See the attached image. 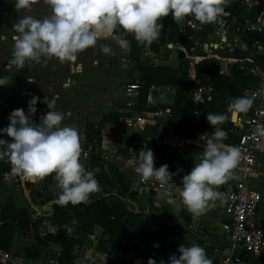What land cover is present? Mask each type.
Masks as SVG:
<instances>
[{
    "label": "trees",
    "instance_id": "16d2710c",
    "mask_svg": "<svg viewBox=\"0 0 264 264\" xmlns=\"http://www.w3.org/2000/svg\"><path fill=\"white\" fill-rule=\"evenodd\" d=\"M99 1L105 3L107 8L117 10L118 16L115 19L113 36L129 43L130 72L133 79H140L143 82V89L135 110L152 113L170 110L162 136L167 137L173 126L172 136L185 141L183 147L160 142L156 136L159 127H156L154 132L156 135L152 137L146 133L129 137L124 148L118 150V156L130 160L133 157V149L145 147L142 155L145 164L153 162L156 156L160 167L174 182L178 183L182 191L197 192L198 188L193 185V168L196 164L193 150L200 146L197 142L198 138L204 130H209L211 144L214 145L221 141L235 146L239 141L237 137L239 126L233 122V111H237L243 118L253 115L254 110L246 93L258 89L262 83L261 78L252 74L253 68L248 69L240 62H233L229 71L222 75L218 68L221 63V59L217 58L218 51L214 53V56L219 60L207 57L196 65V81L189 76L185 58L194 47L190 36L195 31L190 27L184 31L181 30L182 14L185 13L187 19L196 14V17L202 20L212 11L215 0H196L195 4L192 3L193 0H145L142 4V14L151 20H158L166 5L174 4L176 9L171 25L158 27L154 40H146V28L131 22L130 12L125 13L124 8L119 5L120 2L127 4L132 0ZM181 2L184 3L181 4ZM214 13L216 17L228 20L236 18L244 21L250 18L239 0H225L221 10ZM83 29L85 31L83 45L89 46L95 40L93 27L87 23ZM77 30L72 19L64 18L47 27V30L38 32L36 41L30 45V48L39 51L40 48L49 45H56L59 48L66 47L76 40ZM212 32V27L207 23L203 31L198 33L201 45L206 43ZM257 42H264V37L259 34L252 35L249 45ZM178 44L187 46L186 54L180 55L179 70L154 68L156 63L142 62V54L145 50L148 49L158 55L162 47ZM199 84L212 87L213 96L211 100L195 108L190 101V92ZM153 87L175 88L174 103L148 107ZM13 113L14 105L10 99L9 103L0 109V117L2 123L18 136V140L13 148L0 146V184H3L7 178L18 181L30 205L34 207H44L52 202L53 212L49 220L58 229L57 234H40L39 227L45 220V217H40L34 223V228L38 229L34 234L35 244L30 248H25L21 258L41 260L45 251L51 247H58L62 250L59 257L60 264H77L75 251L85 245L87 237L93 234L96 226L103 229V236L99 240L97 251L108 254L116 248L114 264H134L126 259L129 253L136 259L145 260L146 264H180L183 260L191 258L190 251L183 241L168 242L169 238L177 234V228L165 217L155 213L146 216L142 212H133L129 209V201L137 198L138 193L131 189L128 177L117 167L116 163L110 162L109 157L102 153L104 130L107 125H118L121 120L132 118L130 113L114 111L105 115L99 123H87L86 143L88 147L93 148L91 162L86 168L81 184L87 197L80 200L74 187L75 182L67 178L64 180L63 194L55 199L50 197L40 204L37 203L34 194L35 184L26 176L27 166H34V175H39L42 183L51 185L55 178L63 173L62 161L60 155L51 153V145L47 138L40 141L39 137L27 127L12 119ZM219 132H226L221 140L217 136ZM64 140L63 123L57 132L56 143ZM134 145L136 146L133 147ZM72 149L71 145L65 143L62 145L61 152L63 155L70 154ZM107 187H113L118 192L120 203L112 200L111 196L92 198V194L96 195ZM88 199L91 202H88ZM19 211L12 199L8 200L0 210V251L6 254L14 250L18 234L14 217Z\"/></svg>",
    "mask_w": 264,
    "mask_h": 264
},
{
    "label": "crops",
    "instance_id": "0c3cea01",
    "mask_svg": "<svg viewBox=\"0 0 264 264\" xmlns=\"http://www.w3.org/2000/svg\"><path fill=\"white\" fill-rule=\"evenodd\" d=\"M53 1V0H50ZM85 1L86 3L92 2L98 9L94 14L96 16L100 15L103 17V20H95V22H88L86 18L81 16L76 19L75 25H82L84 27L85 24L90 23L93 27L95 33V40L93 44L89 46H84V34L80 35V38L76 36V40L74 42L69 43L66 47L59 48L56 45H49L43 48H40L39 51L44 50L43 52H47V68L51 69L52 75L47 80L51 83L50 86L52 88H56V91H59V95H55L56 98L60 99L61 96L67 97L69 101H66L65 106H76L78 107L77 113H71L67 111L66 119L63 120H56L54 124H50L47 121V124H44L42 128L47 127L48 129L53 131V136L51 138H55L57 132L61 129L62 124L64 123L65 127V140L63 142H59V144H67L72 146V154L76 153V147L72 144L73 140H77L85 142V129L88 122L99 123L102 121L105 115H108L112 112H122V113H131L136 112L141 116L143 119V129L135 127L134 133L131 136H138L144 133L148 134L149 136L156 135L155 129L159 127V131L157 133V138L160 142H164L167 144L177 145V146H184L185 141L181 139L174 138L172 136L173 126L170 128L169 134L167 137L163 138V127L166 121L169 118L170 110L162 111L159 113H152V112H145V111H136L132 109L138 105V99L134 98V105H130V97L126 96L122 92V87L129 82L131 79L130 75L131 72V65L128 61V55L130 52V45L128 42L121 41L113 36L115 30V19L118 16V12L115 9L107 8L106 4L99 1V0H80ZM139 0H132L130 3H122L120 2V7L124 8V12L127 13L129 11L134 12L138 11L142 17H145L147 20V30H146V40H154L157 35L158 27H162L164 25H171L174 19V14L176 9L174 8V4L166 5L163 8V13L158 20H151L145 15H143V8L142 4H138ZM196 1V0H193ZM184 2H181L183 4ZM225 0H215L213 5L214 10L220 11L221 8L224 6ZM182 14V21H181V30L184 31L187 28L186 22L190 19L184 18ZM124 17V16H122ZM247 19V18H246ZM246 19L244 21H246ZM203 20V19H202ZM228 20V19H225ZM230 19L229 21H231ZM240 22H244L238 20ZM87 22V23H86ZM83 29V28H82ZM78 35V33H77ZM236 33L227 30L223 33H219V35H213L212 33L209 35V38L212 42H220L223 41V48L218 53L220 55L222 70L223 72H228L229 67L233 64V62H240L238 60H245V56L241 55L240 52H234V46H236L239 42ZM251 37V36H250ZM199 40V39H198ZM258 43V42H257ZM87 47L90 50H95L98 53V56L93 57V65L100 66L104 64V73H100L97 75L96 78H83V75L86 72V62L76 61L71 59L73 56V50L75 47L78 46ZM195 46V45H194ZM203 51L206 50L208 52V43H204L203 45H199ZM255 46V45H254ZM112 47V48H111ZM174 49L179 50V58L181 54H186V45L178 44L174 46ZM116 48L123 49V61L127 63V68H119L112 67L113 61L112 58L108 55L111 51ZM205 48V49H204ZM249 48V43L243 42V50H247ZM110 49V52H109ZM100 50V51H99ZM196 50L195 47L191 49L190 52H194ZM11 51H15L14 48H11ZM105 51V52H104ZM42 52V51H41ZM42 52V53H43ZM173 53V49L170 48V45L164 46L161 48L160 53L154 54L150 50H145L142 54V62L145 64L148 63H158L160 61H164L169 59L171 54ZM69 54V56H68ZM210 54V53H208ZM236 54H239L236 57ZM155 56L156 61H150L151 57ZM210 56V55H209ZM193 58V56H188L185 59ZM256 63H263L261 59H252ZM5 63V62H4ZM243 65L246 64L245 61L241 62ZM256 63L253 67L257 70ZM66 66V68H65ZM3 67H6L8 70L12 69V66H6L3 64V61L0 60V89L3 86V72L7 70ZM9 73V72H7ZM121 75V79L116 81V78H119ZM224 74V73H223ZM261 74V73H260ZM113 79V80H112ZM64 81L63 85L60 81ZM111 80L112 85H116V87H111L110 82ZM116 81V82H115ZM113 88V89H112ZM156 88L155 91L150 93L149 96V106L148 107H156L158 105H172L175 100L176 90L172 87H154ZM73 90V92H72ZM1 91V90H0ZM93 91V92H92ZM58 93V92H56ZM91 93H94L92 96ZM10 97H13L12 92L9 94ZM14 99V97H13ZM124 100V101H123ZM127 100V101H125ZM127 102L128 105H126ZM133 102V101H132ZM264 103V102H263ZM126 107H125V106ZM118 106H124L123 109L118 108ZM1 109V108H0ZM12 115V119L27 127H28V120L24 117H17L15 113ZM64 110V109H63ZM235 112V111H234ZM165 116L166 119H157L159 116ZM140 117V116H139ZM1 118V117H0ZM241 116L239 115V119ZM77 119L78 122L75 121ZM133 122L134 118L130 119H123L120 124L124 125L125 122ZM76 122V125H75ZM79 122L81 123L80 126ZM78 123V125H77ZM239 125V123H237ZM117 126H120L119 124ZM7 127V126H6ZM111 127H116L114 124L107 125V129ZM128 127V126H127ZM157 127V128H156ZM9 128V127H7ZM10 129V128H9ZM81 129L79 134H76V130ZM31 131V130H30ZM106 129L104 130L105 133ZM13 133V132H12ZM37 135L36 133H34ZM15 143L18 139V136L14 133ZM210 131L204 130L200 137L198 138V143L200 146L193 150V153L196 158V164L193 168V185L198 188L197 192H190V191H182L177 182L167 189L166 192H151L147 193L142 187L139 188L138 181L135 182L134 187L131 186V189L138 193V197L135 199H131L128 203V207L131 211L135 212H142L146 216H150L151 214H159L167 219L169 223L177 228V234L172 236L168 239V242L171 243H179L183 241L189 251L191 258L183 260L180 264H215V258H219L222 255H225L229 251V243H228V233L227 228L229 226V221L226 213L223 210V204L221 203V193L222 191L231 183L232 177L229 173V164L232 162L233 158V148L235 146L227 145L221 141L217 144L210 143ZM38 136V135H37ZM47 140L50 143V139ZM105 138V137H104ZM223 137H219L221 140ZM13 140V139H12ZM5 143V142H4ZM2 145H5V144ZM109 144L110 142L105 141L104 144ZM0 145V146H2ZM68 145V144H67ZM7 146V145H5ZM13 147L15 146L12 145ZM12 147V148H13ZM62 151V149H61ZM62 153V152H61ZM70 154H61V156H67ZM54 154V153H53ZM57 154V153H56ZM59 155V154H58ZM62 161V160H61ZM143 163V168H141V172L146 176L152 173L153 167L150 164H145L143 159L141 160ZM147 165V166H146ZM31 167L34 169V166L29 165L27 169ZM63 167V172H64ZM26 176L31 178H38L40 176H35L34 174L32 177H29L27 172ZM75 176V175H74ZM77 176V175H76ZM36 178V179H37ZM67 179L62 173L61 175L57 176L53 182L52 190L55 189V193L50 197L55 199L56 197L60 196L64 193V180ZM69 179L74 180V178L69 177ZM129 179V178H128ZM6 181H12L11 179L7 178ZM5 181V182H6ZM39 182V181H38ZM41 182V181H40ZM251 184L255 187L263 196L264 201V156L261 157V166L257 169L254 176L251 179ZM52 185V184H51ZM36 197V196H35ZM49 197V198H50ZM14 200L15 206L18 210H24L26 207L25 198L22 197L20 191L17 194H12L8 200ZM4 199L1 201L0 210L3 205H5L8 201ZM37 201V198H36ZM38 203V202H37ZM41 206H36V208ZM43 208V212H39L37 218L40 217H47V222L49 223V230L48 233L57 234L58 229L56 226L52 224L49 220L50 216L53 212V203H47ZM264 208V203H263ZM262 208V210H263ZM262 210H261V220L262 225L264 228V219L262 217ZM40 211V210H39ZM184 213V214H183ZM189 221V224H188ZM102 231V228H100ZM103 234L101 235L100 239L102 238ZM99 239V240H100ZM92 240L95 241L96 246L93 249H86L85 245L80 247V249H85L87 253V258L90 259L91 262L94 264H110L112 259L117 254L116 248L112 249L111 253L104 254L102 252L97 251L98 241L97 236H92ZM17 243V238L14 244V250L10 254H6L0 251V264H47L45 261V254L43 255L41 260H25L20 256H16L14 254L15 247ZM157 247L159 245H156ZM78 250V249H77ZM47 252H50L47 250ZM45 253V252H44ZM93 253V254H91ZM112 255V256H111ZM126 259L130 262L136 260L132 254H128ZM141 260V259H137ZM249 264H254L256 261L258 264H264V251L249 259ZM141 264H146L145 260H141ZM255 261V262H254Z\"/></svg>",
    "mask_w": 264,
    "mask_h": 264
},
{
    "label": "rangeland",
    "instance_id": "374dc122",
    "mask_svg": "<svg viewBox=\"0 0 264 264\" xmlns=\"http://www.w3.org/2000/svg\"><path fill=\"white\" fill-rule=\"evenodd\" d=\"M96 11L98 12V9L92 2L86 3L85 1L80 0H0V60L3 61V64H5L6 66H12L11 70L3 67L7 70H4V77H2V80L5 83H3V86H1L0 89V108L2 109L6 105V103H9L10 99H12L14 108L16 109V116L19 118L24 117L28 120V127L30 128L32 133H36L38 135L40 141H42L43 139L42 129L44 127L42 128V126L44 124H47V121L50 124H54L56 120H63V118L66 119V117H68L67 111L71 113H77L78 107L71 106L70 104L69 106H65L66 101H69L67 97L61 96L60 99L55 97V95H59L61 93H59V91H56L55 87L52 88L50 86L51 83L47 80V78L49 79L52 75V72L50 71L51 69L47 68V52H43L44 50H41L43 52L42 53L41 51L31 49L30 45L36 41V35L38 32L47 30V27H50L58 21H62L64 18L72 19L75 24L76 19L81 16L85 17L86 21L88 20V22L93 23L95 22V20H103V17L100 16L101 13L97 16L96 19V16L94 14ZM76 26L78 28L77 37L80 38V35L84 34L85 32L84 29H82L84 27L78 24ZM238 37L239 42H237L238 44L234 46V52H240L241 55H244L246 57L245 60L238 61H240V63L245 61L246 64L244 65V67L252 69L256 63L252 59H260L262 55L260 53H257L254 45H249V50H243V42H246L248 44L250 37L244 38L241 35H239ZM210 42H212V40L208 38L206 43L209 44ZM194 47L196 48V50L187 54L188 56H193L194 59L201 58L203 60L207 57H211L214 59L221 58L220 55L217 56V58L214 55L209 56L208 52L206 50L203 51L200 46ZM11 48H14L15 51H11ZM95 50H90L87 47H81L79 45L78 48L75 47L72 52L73 56L71 57V59L86 62V72L83 75V78H96L98 74L104 73V64H101L100 66H95L92 64L93 57L98 56V53ZM108 55L112 58V67L119 66V68H127V63L123 61V49H113ZM238 55L239 54H236V57ZM150 59V61L152 62L156 61L155 56H152ZM256 66V72L258 74L261 73L262 75H264V63L257 62ZM218 68L219 72L222 75L223 73H226L221 69V64H219ZM118 76L119 78H116V81L121 79V75L118 74ZM112 80L109 86L116 87V85H112ZM60 82L62 83V85L64 84V81L61 80ZM10 92H12L14 99L13 97L9 96ZM91 94L92 96H94V93ZM134 100V98L130 97V105H134ZM124 103L128 105L127 102ZM124 106H118V108L123 109ZM135 108L136 106L132 107V109ZM130 114L132 115V119L134 118L133 122H125L124 125L119 124L120 126L116 125V127H111L109 129L106 128L104 139L105 141L110 143L104 144L103 148L115 153V156H108L110 162L116 163L117 167L129 178L130 186L134 187L135 182L138 181L139 184L142 177L146 176L141 172V168H143L141 156L144 154L145 147L133 149V157L130 160L123 159L122 157L118 156L117 153L119 149L124 148L128 138L132 137L131 135L132 133H134L135 127L140 128L137 123L138 119L141 118L142 115L136 112H131ZM164 117L165 116L161 115L157 117V119H166ZM241 119L243 120V118H240V122ZM75 121L78 122L77 119H75ZM80 124V122L79 125L77 123L78 126H80ZM80 131L81 129H78L75 132L76 134H79ZM15 137L16 136L14 135V132L12 133V131L2 123V118H0V145L5 142L4 144L7 145L6 147L8 149L12 148V145L15 144ZM67 144L69 145L68 141ZM50 145V151L52 154H62L61 149L63 144L56 143L55 138L50 139ZM135 146L136 145H134L133 147ZM262 156H264V153H262ZM61 157L62 165L65 170L63 172L65 177L74 178L73 181L76 184L75 189L77 191L78 198L80 200L86 198L87 194L81 187L82 181L80 179V174L82 172L84 164L80 162V159H76L74 157V154L72 153L71 155H67L66 157ZM33 170L34 169L31 167L27 169V174L29 177H32V175L34 174ZM36 178H31L30 181L35 184L34 194L37 198V202L40 204L56 193L55 189L52 190V188H55L53 184L46 185L40 182V179ZM139 188L141 189V187ZM19 191L26 201V207L24 208V210H27L30 213L32 221V231L28 235H21L18 232L16 236L17 247H15L14 251V254H16V256H22L23 250L25 248H30L35 244L34 234L38 229L34 228V223L35 221H38L39 218H37V215L40 212L39 208L30 205L28 197L22 190L20 184H18V181H6L3 184H0V205L1 201H3L4 199L8 200L13 193L17 194L19 193ZM108 196L113 197L112 200H115L119 203L121 202V200L118 198V192L113 187H107L106 189L101 190L96 195L92 194V198ZM90 199H88L87 201L91 202ZM262 217L264 219V208L262 210ZM44 219L45 220L39 227V232L42 235L47 234V231L50 229L48 225L49 223L47 222V217ZM102 234L103 229L101 231L100 227L96 226L94 228L93 234L87 237L85 248L93 249L96 244L95 241L92 240V236H97L96 241L99 242ZM83 253V249H79L77 250L76 255L77 257H80ZM44 254L45 261H47V259L49 261L53 257L52 251H45Z\"/></svg>",
    "mask_w": 264,
    "mask_h": 264
},
{
    "label": "built area",
    "instance_id": "2783aa9c",
    "mask_svg": "<svg viewBox=\"0 0 264 264\" xmlns=\"http://www.w3.org/2000/svg\"><path fill=\"white\" fill-rule=\"evenodd\" d=\"M239 1L243 5L245 12L250 16L244 22H240L236 18L229 21L216 17L214 12L217 11L213 7L212 11L203 17V20L196 17V14L192 15V18L186 22L187 27L195 31L190 36L192 43L195 46L200 45L198 33L203 31L207 23L212 27L213 35H219V33L230 30L244 38L255 34L264 37V0ZM192 3L195 4L196 1ZM129 12L131 22L136 23L139 27H147L146 18L142 17L138 11ZM183 14L184 18H186V14ZM254 45L257 53L262 55L260 59L264 63V42H258ZM221 48H223L222 40L219 43L210 42L208 53H210L209 55H214ZM200 61H202L201 58L187 59L186 67L193 81L197 80L196 65ZM251 72L253 75L260 77L262 83L258 89L246 93V97L251 101L254 113L250 117H242L243 120L241 119L238 125L239 132L237 137L239 141L233 148V158L229 164V173L232 181L221 193V203L229 221L227 228L229 251L219 258L216 257L215 264H249L250 258L264 251V228L261 220L263 196L251 184L252 177L261 166V157L262 153H264V75L258 74L255 68ZM130 77L129 82L122 87V92L126 96L139 99L140 92L143 89V82L140 79L135 80L132 76ZM155 89L153 87L151 92L155 91ZM212 96V87L199 84L190 92V101L195 108H198L207 100H211ZM143 122L142 118L138 119L137 125L142 130H144L142 126ZM42 135L43 138H51L53 131L45 127L42 129ZM225 135L226 132H219L217 134L218 138ZM72 144L76 147L74 157L80 159V162L84 164L80 174L82 181L86 168L91 162L93 148L88 147L86 140L82 143L73 140ZM141 159H143L142 156ZM149 164L153 167L152 173L142 177L139 187H142L147 193L166 192L174 184V181L160 167L159 159L156 156H154L153 162ZM75 186L76 184H74ZM134 242L137 241L134 240ZM77 249L79 250L80 248ZM49 251L53 252V257L47 261V264H60L59 257L62 250L58 247H51ZM83 252L80 257H77L75 253L76 263L94 264L87 258L86 251L83 250ZM113 259L110 264H114ZM133 263L141 264L142 261L136 259Z\"/></svg>",
    "mask_w": 264,
    "mask_h": 264
},
{
    "label": "water",
    "instance_id": "95a60500",
    "mask_svg": "<svg viewBox=\"0 0 264 264\" xmlns=\"http://www.w3.org/2000/svg\"><path fill=\"white\" fill-rule=\"evenodd\" d=\"M143 0H139L138 4H141ZM170 48L173 49V53L169 57V59L160 61L154 65V68H174L179 70L180 67V59H179V50L174 49L173 45H170ZM233 122L235 124L240 123L239 113L237 111L233 112ZM106 156H115L114 152L103 149L102 152ZM40 212H43L42 207H38ZM14 220L17 223L18 232L21 235H28L32 231V221L30 217V213L27 210H20L14 217Z\"/></svg>",
    "mask_w": 264,
    "mask_h": 264
}]
</instances>
